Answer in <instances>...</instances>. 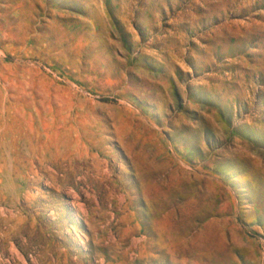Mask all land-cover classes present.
I'll use <instances>...</instances> for the list:
<instances>
[{"label":"rangeland","instance_id":"obj_1","mask_svg":"<svg viewBox=\"0 0 264 264\" xmlns=\"http://www.w3.org/2000/svg\"><path fill=\"white\" fill-rule=\"evenodd\" d=\"M0 95V264H264V0H0Z\"/></svg>","mask_w":264,"mask_h":264},{"label":"bare ground","instance_id":"obj_2","mask_svg":"<svg viewBox=\"0 0 264 264\" xmlns=\"http://www.w3.org/2000/svg\"><path fill=\"white\" fill-rule=\"evenodd\" d=\"M4 96V95H3ZM30 119V113L28 106L24 102H15L3 104L0 95V145H6L7 148L12 152L15 150L16 137L21 138L22 129L20 127L21 121ZM31 129L30 126H28ZM31 135V134H30ZM125 137V136H124ZM31 138V137H30ZM122 143V142H121ZM66 144V143H65ZM3 148V147H2ZM125 152L129 156L130 164L137 170L139 168V159L134 154H131L129 148L125 146ZM8 151V150H7ZM92 157V156H91ZM84 158V157H83ZM116 158V157H115ZM174 158V157H173ZM98 159V158H97ZM118 159V158H117ZM95 160V159H94ZM93 160V162H94ZM71 161V160H70ZM96 161V160H95ZM123 161V160H122ZM175 162V161H174ZM180 162V161H179ZM184 162V161H183ZM96 163V162H95ZM125 163V162H124ZM182 163V162H181ZM103 165V164H102ZM186 165V164H185ZM99 166V165H98ZM95 165L94 180L101 181L102 176L99 173V168ZM116 166V165H115ZM187 166V165H186ZM103 167V166H102ZM106 167V166H105ZM189 167V166H188ZM104 168V167H103ZM184 169V168H183ZM189 169V168H188ZM104 170V169H103ZM102 171V170H101ZM109 171V170H108ZM103 172V171H102ZM108 173V172H107ZM107 176V174H106ZM118 178V177H117ZM104 182V181H103ZM131 199V198H130ZM69 202V201H68ZM72 205V204H71ZM73 207V206H72ZM262 260L261 258L259 259Z\"/></svg>","mask_w":264,"mask_h":264}]
</instances>
